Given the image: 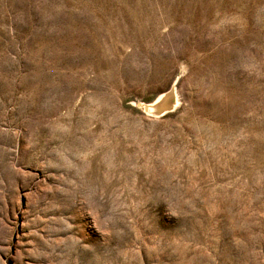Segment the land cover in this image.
<instances>
[{"label":"rangeland","instance_id":"rangeland-1","mask_svg":"<svg viewBox=\"0 0 264 264\" xmlns=\"http://www.w3.org/2000/svg\"><path fill=\"white\" fill-rule=\"evenodd\" d=\"M0 264H264V0H0Z\"/></svg>","mask_w":264,"mask_h":264},{"label":"bare ground","instance_id":"bare-ground-1","mask_svg":"<svg viewBox=\"0 0 264 264\" xmlns=\"http://www.w3.org/2000/svg\"><path fill=\"white\" fill-rule=\"evenodd\" d=\"M177 101L178 99L176 90L172 89L169 92L165 93L163 96H161L159 99L155 100L152 104H149V109L155 113H163L167 111L170 107L174 106Z\"/></svg>","mask_w":264,"mask_h":264}]
</instances>
